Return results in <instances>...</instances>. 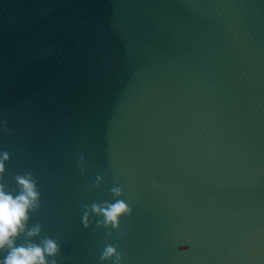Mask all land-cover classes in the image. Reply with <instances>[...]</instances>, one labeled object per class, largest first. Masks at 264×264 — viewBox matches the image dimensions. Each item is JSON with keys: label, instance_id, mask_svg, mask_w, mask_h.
Segmentation results:
<instances>
[{"label": "water", "instance_id": "1", "mask_svg": "<svg viewBox=\"0 0 264 264\" xmlns=\"http://www.w3.org/2000/svg\"><path fill=\"white\" fill-rule=\"evenodd\" d=\"M0 117L60 264H264V0H0Z\"/></svg>", "mask_w": 264, "mask_h": 264}, {"label": "clouds", "instance_id": "2", "mask_svg": "<svg viewBox=\"0 0 264 264\" xmlns=\"http://www.w3.org/2000/svg\"><path fill=\"white\" fill-rule=\"evenodd\" d=\"M12 132L9 120L0 117V134ZM11 159L12 153L0 147V264H60L57 259L63 248L60 240L43 235L42 225L31 223L33 214L42 207L39 179L32 170L10 171ZM85 159L81 154L80 163ZM103 179L97 176V182ZM109 191L112 199L84 205L81 215L84 228H91L95 223L97 229L111 235L120 229L124 217L133 214L132 205L123 198V186L117 183ZM182 247L187 248L186 243ZM99 261L100 264H124V257L115 244L107 243Z\"/></svg>", "mask_w": 264, "mask_h": 264}, {"label": "snow or ice", "instance_id": "3", "mask_svg": "<svg viewBox=\"0 0 264 264\" xmlns=\"http://www.w3.org/2000/svg\"><path fill=\"white\" fill-rule=\"evenodd\" d=\"M0 147H2V145H0Z\"/></svg>", "mask_w": 264, "mask_h": 264}]
</instances>
